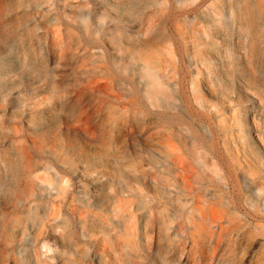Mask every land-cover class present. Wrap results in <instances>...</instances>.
Wrapping results in <instances>:
<instances>
[{
  "label": "rangeland",
  "instance_id": "374dc122",
  "mask_svg": "<svg viewBox=\"0 0 264 264\" xmlns=\"http://www.w3.org/2000/svg\"><path fill=\"white\" fill-rule=\"evenodd\" d=\"M182 1L0 0V150L11 158L20 141L41 159L51 163L56 157L46 149L51 147L59 151L57 141H62L63 151L59 152L66 154L70 162H98L101 158L94 151L97 149L105 155L108 153L105 156L107 159L117 157L119 166L135 170L133 163L140 164L147 159L155 161L153 150L166 153L165 145L168 143L166 139L160 138L162 132L171 138L169 144L173 143V149L183 150L182 138L176 130L184 126L194 135L193 125L188 122L191 117L200 126L199 136H194L213 157L215 167L221 172L216 177L204 174L199 169L196 173L201 179L199 186L191 189L193 191L190 194H196L203 188L205 190L207 186L212 187L216 194L221 193L220 196L226 197V205L243 219L248 230L225 233L217 242L218 245L212 244L213 238L207 247L200 248L185 233L186 230H177L179 236H183H177L178 243L172 241L167 230H163L162 242L170 243L163 253L173 257L172 264H190L193 260H204L205 264H258L255 257L259 260L264 256V246L258 244V240H264V151L260 146L261 141L251 136L249 131L252 127L258 128L260 137L264 139V109L259 112L253 109L251 100L240 88H254L252 90L264 103V0H188L190 4L187 10L181 11ZM227 5L231 8L228 18L222 12ZM158 9H161L159 11L164 18H183L188 26L195 23L194 16L197 13L214 12L218 18L212 29L216 37L213 45L208 47L207 56L198 63H189L181 58L172 51L171 44H168L170 48H165L164 56L168 58L171 55L174 74L177 73L175 75L178 78L191 85L184 102V112L176 109L178 116L175 122L171 112L172 102L171 106L166 102H158L156 105L161 107L151 109L152 115L142 117L138 114L147 110L150 102L142 94L139 84L132 80L130 73V54L139 52L138 49H142L149 36L148 32L138 35L137 30L139 27L147 29L149 15ZM154 25L153 35L162 38L165 33L163 23L157 21ZM91 30L95 39L93 42L100 48L99 58L104 70L101 74L95 73L89 65H83L82 59L86 52L82 51L92 42L89 40ZM115 54L126 55L129 59L114 65L112 57ZM57 63L60 68L54 67ZM192 69L196 70L195 74L191 73ZM45 75L47 79H44ZM113 77L127 88L122 93V116L111 113L112 107L105 103L96 110L97 91L94 88L108 83ZM53 89H68L74 101L79 99L77 114L80 106L85 105L94 111L92 122L106 120L104 145L102 143L99 146L100 141L98 144L91 141L77 129L73 125L75 120L66 121L62 118L59 124L50 122L37 130L29 127L27 117L20 115L21 107L26 108L31 104L34 110L47 115V109H36L35 105L38 98H47ZM78 91L83 93L80 98ZM109 97L111 101L115 100L113 94ZM53 104L58 106V101L53 100ZM197 105L200 107L197 108ZM228 109L231 111L228 112ZM213 114H218L219 120L222 118L223 128L218 126L219 120L213 119ZM84 140L88 141L85 150L74 151L72 145ZM217 144H220L219 149L215 147ZM12 167L0 155V264H58L60 255L65 251L63 245L58 243L60 229L56 233L43 234L38 242L28 243L29 239L35 238L38 227L47 218L51 203L44 195L36 201L32 199L31 206L27 207L19 187V178ZM68 181L72 183L73 180ZM37 191L41 195L46 193L43 189ZM56 201L59 203L60 200ZM140 203L144 207L147 205L145 199H140ZM65 211L67 226L78 230L71 209L66 205ZM171 218L164 212L163 226L166 224L168 229L174 221ZM15 219L24 223L18 226ZM215 229L218 230L219 226ZM91 234L83 237L85 248L80 264H92L90 254L96 242ZM215 244L216 255L209 259L207 254L210 255V247ZM108 259L106 256V261Z\"/></svg>",
  "mask_w": 264,
  "mask_h": 264
},
{
  "label": "bare ground",
  "instance_id": "6f19581e",
  "mask_svg": "<svg viewBox=\"0 0 264 264\" xmlns=\"http://www.w3.org/2000/svg\"><path fill=\"white\" fill-rule=\"evenodd\" d=\"M189 4L190 1L183 0L180 10L186 11ZM228 5L222 11L226 18L229 17V10L231 9ZM159 10L161 9L149 15L147 20L149 29L145 27L144 29L142 27L138 28V35L148 32L149 36L145 45L141 47L142 49H138L139 52L136 51L135 54H130L129 56L132 80L137 85L139 84L145 98L155 105L160 101L170 104L174 99L170 98L169 94L163 90V85L166 83L164 77L175 70L171 65V55L168 58L164 56L165 48L172 47V51L174 50L184 60L189 63H198L207 56L208 47L213 45V40L216 37L214 38L212 29L218 22L217 15L214 12L204 14L205 12L202 10L204 13H197L194 16L195 23L188 26L185 24L186 21H183L185 19H178L177 17L164 18ZM157 21L162 22L164 25L163 31L165 33L162 38L153 35L154 23ZM93 30L89 33V40H92V42L88 48L86 47L82 51L86 52L82 60L83 65H89L95 73L101 74L104 73V70L99 58L100 48L93 42L95 40ZM207 36L211 37L212 40H209ZM53 43L56 44V41L54 40ZM168 44H171V46L168 47ZM129 58L126 55L119 54H115L112 57L114 65L121 64L122 60L125 61V59L128 60ZM165 69H167V72H165ZM195 71L192 69L191 73L195 74ZM168 87H171V85L169 84ZM94 89L97 91L96 110L99 106H103L102 103H105L112 107L110 109L111 113L116 112L120 116L124 115L122 93L127 89L125 84L120 85V81L116 77H113L108 83L100 84ZM252 89L249 86H244L240 88V91L251 100L253 109L259 112L264 109V103ZM82 94L81 91L77 93L79 98ZM110 94H113L115 100H110ZM227 111L230 112L231 110L228 109ZM93 113L94 111L89 110L87 106L81 105L80 111L77 114L79 122L75 120V124L73 125L84 134L88 130H94L96 132L94 137L86 136L97 144L100 141L99 146H102V143L103 145L105 144V140L103 139L105 137L104 133H106V120L101 119L95 123L92 122ZM212 117L216 121L219 120L218 114H213ZM176 131L182 138L183 150L173 149V143L169 144L171 138L166 137V134L162 132L160 138L166 139V143H168V145H165L167 149L166 153L163 154L162 150H153L155 161L147 159L142 163L140 162V164L133 163V166L136 168L135 170H127L123 165L122 167L119 166L117 157L107 159L105 156L108 153L105 155L104 152L97 149L94 151L101 158L98 162L88 160L78 163L70 162L66 154H61L51 147L47 148L46 151L54 153L56 157L55 161L51 163L44 161L20 141L17 144L16 152L12 154L11 158H9L7 153L0 150V155L4 157L6 163L12 164V169L16 171V175L19 178V187L25 196L24 199L27 207L31 206L32 199L36 201L44 197V195L45 199L51 203L47 218L38 227L35 238L31 239L32 241L29 239L28 243L38 242L41 240L43 234L48 232L56 233L60 229L61 234L59 235L58 243L60 242L63 245L65 251L60 255L58 264H73V262L74 264H80L85 248L83 237L85 238L92 232L91 235L96 242V246L90 254L92 264H106V262L108 264H172L173 257L163 253V251L167 250L168 246L170 247V243L166 244L162 242L161 235L163 230H167L169 237L173 238L172 241L177 243V236H179L177 230H186L185 233H188L190 239L198 248L207 247L213 238L212 244L217 243L225 233H233L236 230L247 231L248 228L243 223V219L241 220L226 205V197L220 196L221 193L220 195L216 194L212 187L210 188L206 185L207 189L204 190L203 188V190L196 194H190L201 180L198 178V174H196L199 169L204 174L216 177L220 169L215 167L213 157L201 146V142L194 135L190 134L186 127L179 126ZM249 133L261 141L260 146L264 151V139L260 137L258 128H250ZM43 149L45 151V148ZM9 151L11 150L9 149ZM70 179L73 180L72 183H69L68 180ZM218 181L220 180L218 179ZM39 189H43L46 193L39 194L40 192L37 191ZM191 189L193 190L191 191ZM30 196L33 198H30ZM140 199L147 201L145 207L141 206ZM56 200H60L59 203H56ZM65 205L71 209L73 221L76 227L79 228L78 230L75 227L71 228L67 226L66 216L64 215V212H66ZM164 212L171 215L173 218L171 220H174L171 226L168 224L171 231L165 226L166 224L163 226ZM25 220L27 219L25 218ZM14 222L18 226L24 223V221H16V219ZM169 222L172 223V221ZM216 226H219L218 230L215 229ZM181 237L183 236H179V238ZM258 242L259 245L264 246L263 238L258 240ZM189 245L191 249V243ZM215 250L216 244L210 247V255L207 254V258L214 257L216 255L214 253ZM191 253L193 254V252ZM106 256L109 257L108 261H106ZM255 258L258 264H262L264 261V256L259 260L257 257ZM203 261L197 262L193 260L190 264H205Z\"/></svg>",
  "mask_w": 264,
  "mask_h": 264
},
{
  "label": "clouds",
  "instance_id": "9594fccd",
  "mask_svg": "<svg viewBox=\"0 0 264 264\" xmlns=\"http://www.w3.org/2000/svg\"><path fill=\"white\" fill-rule=\"evenodd\" d=\"M54 67L60 68V64L57 63L54 65ZM165 72H167V69H165ZM44 79H47V75H45ZM164 80L166 81V83L163 85V90L169 94L170 98H174L172 101L171 112L173 113V119L175 122V117L178 116L176 109H179L180 112H184V102L188 98V92L191 85L187 81L178 78L174 74V72L166 75L164 77ZM41 83H43V80L41 81ZM169 84L171 85V87H168ZM53 100L58 101V106L56 104H53ZM78 104L79 101H74L72 99V92L68 89L59 91L53 89L49 92L47 98H38L35 105L36 109H47V115H45L43 111L34 110L31 104L27 105L26 108L22 106L20 109V115L21 117L26 116V122L28 123L29 127L37 130L41 127L47 126V124L50 122L59 124L62 118L66 121L76 120L77 122H79L76 111ZM156 107L157 105L149 103V105L147 106V110L141 111L138 114L142 117L152 115V112L150 110ZM199 107L200 105H197V108ZM188 122L193 125L194 135L199 136V124L195 122L191 117H189ZM108 123L111 122L109 121ZM217 124L219 127L223 128L222 118L217 122ZM86 135L94 137L96 135V132L94 130H88L86 132ZM208 138L210 139L211 137L209 136ZM57 144L59 151L62 152L63 142L57 141ZM87 144V140H84L82 143L80 141H77L72 145V147L74 151L83 152ZM215 147L216 149H219L220 144H217ZM253 178L255 179V176Z\"/></svg>",
  "mask_w": 264,
  "mask_h": 264
}]
</instances>
